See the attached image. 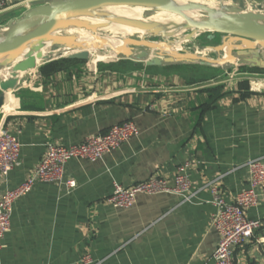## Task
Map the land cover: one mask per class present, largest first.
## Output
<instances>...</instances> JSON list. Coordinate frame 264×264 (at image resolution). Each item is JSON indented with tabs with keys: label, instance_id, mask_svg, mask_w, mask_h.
<instances>
[{
	"label": "crops",
	"instance_id": "obj_1",
	"mask_svg": "<svg viewBox=\"0 0 264 264\" xmlns=\"http://www.w3.org/2000/svg\"><path fill=\"white\" fill-rule=\"evenodd\" d=\"M49 1L5 9L0 29ZM55 55L28 72L0 108V128L21 145L18 165L0 176V196L31 175L47 142L78 144L127 120L140 134L101 161L67 162L72 191L37 182L14 201L0 264H82L85 256L93 264L210 263L219 239L210 222V186L232 202L248 187L247 162L264 156V69L88 59L42 74L44 64L60 59ZM184 162L192 203L163 194L138 195L127 209L106 202L113 180L126 187L151 176L171 179ZM246 215L263 221L264 202ZM232 256L234 264H264V225Z\"/></svg>",
	"mask_w": 264,
	"mask_h": 264
},
{
	"label": "water",
	"instance_id": "obj_2",
	"mask_svg": "<svg viewBox=\"0 0 264 264\" xmlns=\"http://www.w3.org/2000/svg\"><path fill=\"white\" fill-rule=\"evenodd\" d=\"M113 7L173 14L181 20L179 31L166 34L157 22L112 16L105 11ZM187 11L194 12L199 19H190L185 14ZM94 14H100L103 22L92 24L85 20ZM108 24L134 28L145 35L123 37L121 44L113 47L97 35ZM69 29L84 30L93 38L79 39L77 34L68 33ZM181 30L186 32L183 39L190 42L206 35L208 45L200 47L203 52L174 48L168 36ZM152 37L161 39L149 40ZM97 45L103 46L100 50L108 48L114 54L113 60H134L145 66L183 63L216 68L249 65L264 69V2L248 5L247 0H217L208 6L190 0H50L31 7L0 29V108L7 93L17 91L26 81V74L42 61L50 60L53 54L58 58L86 61L92 47ZM138 48L144 50L136 52ZM147 50L154 55H148Z\"/></svg>",
	"mask_w": 264,
	"mask_h": 264
},
{
	"label": "built area",
	"instance_id": "obj_3",
	"mask_svg": "<svg viewBox=\"0 0 264 264\" xmlns=\"http://www.w3.org/2000/svg\"><path fill=\"white\" fill-rule=\"evenodd\" d=\"M25 0H0V13ZM31 1V0H30ZM140 130L134 121L127 120L112 125L104 134L87 136L78 144L64 146L55 142L45 144L44 153L31 175L18 187L6 190L0 196V248L5 234L10 229L12 203L27 195L37 182L63 186L66 192L76 188V182L64 177V166L72 159L101 161L102 157L118 150L132 138L138 137ZM20 143L8 129L0 128V176L3 178L18 165ZM249 172L248 187L232 202L221 196L216 185L210 186V215L212 227L218 234V243L211 255V262L202 264H234L233 251L254 237L264 225V220L247 218V212L264 202V156L250 160L246 164ZM188 162L179 165L171 179L151 176L147 180L131 186H122L112 181V193L106 202L116 209H127L134 205L138 195H174L183 202L192 203L194 193L187 176ZM82 264H93L88 256Z\"/></svg>",
	"mask_w": 264,
	"mask_h": 264
},
{
	"label": "bare ground",
	"instance_id": "obj_4",
	"mask_svg": "<svg viewBox=\"0 0 264 264\" xmlns=\"http://www.w3.org/2000/svg\"><path fill=\"white\" fill-rule=\"evenodd\" d=\"M179 1H181V0H179ZM190 1L203 3V4L208 5V6L214 5V0H190ZM105 11L107 13L111 14L112 16H117V17H122V18L137 19V20H141L143 18L144 22H146L145 19H147L150 16L149 15L150 13L145 14L146 11L144 9L134 8V7L133 8H131V7H113V8H108ZM151 14H153V13H151ZM155 14H161V15H155V17H150L148 22H157V23L161 24L162 29L164 30V32L166 34L167 33L170 34V32H168V31H173V32H171V34L179 31L178 26H179V23L181 22L179 17H177L173 14H167L164 12L155 13ZM185 14L187 16H189L190 19H199V16H197L192 11H187V12H185ZM138 18H141V19H138ZM85 20H87L88 22H90L92 24H97V23L103 22V21H101L99 19H95V18L94 19L93 18H87ZM141 21H143V20H141ZM72 31H79V30H76V29L70 30L69 29L68 33L76 34V32L73 33ZM103 32L105 34L104 39H106L113 47L119 46L121 44L120 39L123 37L137 36L138 38H140L141 36L145 35V33L140 31V30L130 28L127 26L115 25V24H108L106 27L103 28ZM88 34H89L88 40H91L93 38L92 34H90V33H88ZM77 36H78V38L81 37L80 35H77ZM96 47L99 49V48H102L103 46L97 45ZM95 51H96V49H95ZM114 58L115 57H114V54L112 52L96 51V54L91 57L90 63L95 64L98 61H110V60H113Z\"/></svg>",
	"mask_w": 264,
	"mask_h": 264
},
{
	"label": "rangeland",
	"instance_id": "obj_5",
	"mask_svg": "<svg viewBox=\"0 0 264 264\" xmlns=\"http://www.w3.org/2000/svg\"><path fill=\"white\" fill-rule=\"evenodd\" d=\"M216 1L217 0H214V3H216ZM145 14H149V13H145ZM150 16L147 18V19H145V21L146 22H148V20H149V18L150 17H155V15H161V14H155V13H153V14H149ZM91 18H95V19H99V20H102V18H101V16H100V14H94V15H92L91 16ZM85 19H87V18H85ZM138 19H141V18H138ZM154 19V18H153ZM141 20H143L144 21V19L142 18ZM70 30H72V29H70ZM73 33H75L76 32V34L77 35H80L81 37H79L80 39H82V40H88V33L87 32H85V31H83V30H79V31H72ZM168 32H173V31H168ZM97 34L100 36V37H102V38H104L105 37V34H104V32H103V29H100L98 32H97ZM168 34V33H167ZM185 34H186V32L185 33H183L182 32V30L180 31V33L179 34H174V35H170V36H168V39L169 40H171L172 41V46L173 47H175L177 50L178 49H181V50H187L188 52H190V53H195V52H203V49H200V47L202 46L201 44H205V43H208L207 42V40H206V35H204V34H202V35H200L199 37H197L193 42H190V41H186V40H184L183 39V36H185ZM161 38H159V37H152V38H149V40H151V41H157V40H160ZM204 46V45H203ZM95 49H96V51H100V52H105V51H108V48H103L102 50H100L101 48H97L96 46H94V47H92V49H91V53H90V58H89V60H91V57L92 56H94L95 54H96V51H95ZM141 50H144L143 48H138V49H136V52H139V51H141ZM148 51V55H154V53H152V51H149V50H147ZM65 53V52H64ZM60 54H62V53H60ZM198 55V54H197ZM211 57V56H210ZM110 61H116V60H110ZM209 73H215L214 71H212V70H210L209 71ZM194 74H196L197 76H198V74H200V73H194ZM202 74V73H201ZM203 75V74H202ZM201 75V76H202ZM203 76H205V75H203ZM198 77H200V75L198 76Z\"/></svg>",
	"mask_w": 264,
	"mask_h": 264
},
{
	"label": "trees",
	"instance_id": "obj_6",
	"mask_svg": "<svg viewBox=\"0 0 264 264\" xmlns=\"http://www.w3.org/2000/svg\"><path fill=\"white\" fill-rule=\"evenodd\" d=\"M84 62L85 61H82V60H75V59L73 60V59H67V58H60V59H58L56 61H52L50 63L44 64L40 68V71L44 75H50V74H53V73L58 72L60 70L67 69L71 65L84 63ZM127 62L129 64V66H133L132 62H130V61H127ZM135 67H136V65H135ZM138 67H141V65H139Z\"/></svg>",
	"mask_w": 264,
	"mask_h": 264
}]
</instances>
